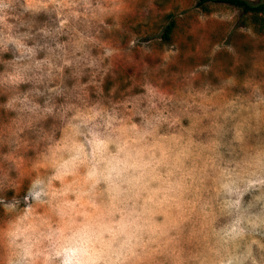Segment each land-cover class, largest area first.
<instances>
[{
    "label": "clouds",
    "instance_id": "9594fccd",
    "mask_svg": "<svg viewBox=\"0 0 264 264\" xmlns=\"http://www.w3.org/2000/svg\"><path fill=\"white\" fill-rule=\"evenodd\" d=\"M158 3L0 0V264H264V80L229 96L217 60L238 12L165 43Z\"/></svg>",
    "mask_w": 264,
    "mask_h": 264
},
{
    "label": "rangeland",
    "instance_id": "374dc122",
    "mask_svg": "<svg viewBox=\"0 0 264 264\" xmlns=\"http://www.w3.org/2000/svg\"><path fill=\"white\" fill-rule=\"evenodd\" d=\"M199 0H164L163 4L157 5L162 11L166 5L172 7V11H163V14L159 16L155 27L161 29L159 35L162 37L163 42L171 43L177 36L184 35L185 32L190 28L193 31L200 28V25L195 21V17L198 13H204L210 15L212 12L216 11H237L238 16L236 18V27L231 33L227 34V39L225 43L234 44L239 52V56L234 58L231 55L224 53L218 54L217 60L219 61V67L221 69H226L234 72L240 83L231 88L227 95L244 94L247 95L248 89L243 87V81L246 78H253L256 80H264V30H259L252 22V18L245 15L241 9L236 6L216 0H211L205 3V7L198 5ZM253 2H258L262 0H251ZM183 5V7H181ZM174 22L175 27L171 34L170 39H165L163 37V32L166 26ZM17 21L15 19V13L12 14L10 18L0 19V36L13 35L15 36L18 31H23V29H17ZM251 25L253 31L257 34L256 38L248 37L243 33L236 31L239 27H248ZM227 23L220 24L216 21H209L207 27V39L215 41L217 38H223L225 34V29L227 28ZM188 47L192 48L194 41L193 36H187ZM206 51V50H205ZM11 59L10 54H5L3 58H0V75H2L6 70V62ZM196 59H199L197 57ZM189 62H195V59ZM206 62V61H205ZM254 62H259L260 67L253 68ZM223 71L219 75L213 78V83L219 86L220 80L223 78ZM0 121L6 122L2 115H0Z\"/></svg>",
    "mask_w": 264,
    "mask_h": 264
},
{
    "label": "trees",
    "instance_id": "16d2710c",
    "mask_svg": "<svg viewBox=\"0 0 264 264\" xmlns=\"http://www.w3.org/2000/svg\"><path fill=\"white\" fill-rule=\"evenodd\" d=\"M211 0H199L198 5L205 7V3ZM221 2L230 3L237 8L241 9L245 15H248L252 18V22L259 30H264V0L253 2L251 0H216ZM174 22L169 23L164 32L163 37L165 39H170L171 34L174 30Z\"/></svg>",
    "mask_w": 264,
    "mask_h": 264
}]
</instances>
